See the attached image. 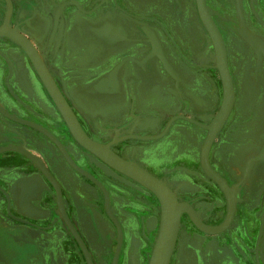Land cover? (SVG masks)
Instances as JSON below:
<instances>
[{"label": "flooded vegetation", "instance_id": "af4514ba", "mask_svg": "<svg viewBox=\"0 0 264 264\" xmlns=\"http://www.w3.org/2000/svg\"><path fill=\"white\" fill-rule=\"evenodd\" d=\"M154 2L161 6H156V12L165 6L186 26L180 41L197 53L195 60L182 54L184 48L177 45L176 36L166 31L170 37L166 42L159 31L148 28L154 37H148V51L92 75L85 70L90 62L74 70L75 58L59 51L64 39L74 41L72 31L66 33L62 7L45 18L38 5L31 9L18 0H0V264H150L156 244L151 237L156 234L157 238L162 218L158 197L146 186L150 179L168 188L178 206H190L205 226L225 223L226 195L203 165L208 128L223 105L221 79L218 102V91L212 89L215 104L208 97L202 103L189 91L180 94L196 110L204 111V121L180 111L159 133L139 135L128 127L121 129L120 124H105L99 117L109 104L127 106L128 88L137 97L126 113L132 126L138 108L149 107L157 89L169 97L172 92L150 81L152 62L161 65L163 79L158 71L154 73L164 86L180 79L189 90L198 78L190 66L204 67L213 61L217 67V53L203 27L197 0ZM216 4L226 9L223 22L206 0L225 43L234 101L213 138L208 161L231 191L237 183L238 192L229 226L212 234L216 243L211 261L264 264V55L255 46L256 42L264 46V0H216ZM154 41L160 44L165 63L157 56ZM174 52L183 56L182 63ZM128 70L129 85L123 79ZM90 76L95 79L90 81ZM46 81L55 86L54 95ZM202 175L225 198V215L215 225L205 223L176 193L178 187ZM190 223L201 230L187 212L182 214L169 264H201L199 253L188 243L200 242ZM227 237L231 238L227 242H257L254 261L239 258L235 251L230 259L226 257L228 249L220 248L218 242Z\"/></svg>", "mask_w": 264, "mask_h": 264}, {"label": "crops", "instance_id": "0c3cea01", "mask_svg": "<svg viewBox=\"0 0 264 264\" xmlns=\"http://www.w3.org/2000/svg\"><path fill=\"white\" fill-rule=\"evenodd\" d=\"M18 1L20 5L23 2V5L31 9L38 5L41 10L40 13L45 18L53 15L59 6L63 8L60 13L61 18L67 23L66 33L68 34L72 31L74 41L71 44L64 39L61 46H59V51L64 55L70 53L75 58L76 62L74 67H72L74 70H80L82 64L90 62L91 65L86 67L85 70L94 75L96 71L102 68L107 69L125 57H137L148 51L149 41L144 28L159 31L166 42H168L167 37L170 38L166 33L167 31L172 37L176 36L177 45L184 48L182 54L190 56L192 60H195L193 55L197 56L196 52H191L192 47L189 46V43L180 41V37L185 35L186 26L175 16L167 13L169 10L166 12L165 6L159 12H156V6H161L157 5L154 0H38V4L34 2L35 0ZM166 1L169 4L170 0ZM166 8L168 9V7ZM117 16H120L122 20H117ZM204 34L202 35L203 37H205ZM126 37L130 38L131 41L134 39V41L128 43L125 40ZM66 38H68L67 35ZM100 55H103V59L96 61ZM174 57L179 63L184 61L183 56L179 53L174 52ZM211 63L212 65L204 67L199 65V63H194L195 65L190 66L189 69L195 71L198 78L195 81L196 86L193 85L194 87L189 90L182 83L183 80L180 81V79L171 80L169 84L164 86L160 80L163 75V69L161 65L152 62L153 74L150 75V81L156 87L161 84L163 91L172 92L171 94H175V98H172L171 94L167 98L161 94V89H157L160 91L153 93L151 101L147 105L149 107L138 108L137 113L140 115L137 114L136 124L132 126L126 113L129 112V103L134 107L137 97L136 93L128 88L127 93L124 95L125 97L127 96L126 102L128 105L118 107L117 105L109 104L101 111L102 114L99 117L105 120V124H120L121 129L128 127L129 131L139 135H155L159 133L171 120L172 115H176L180 111L188 112L195 118L204 121L206 117L204 111L196 110L193 102L180 94L189 91V93H194V97L201 99L202 103L207 101V97L214 103L216 98L212 89L215 90L216 88L218 91V102L219 95L222 93L221 81L217 74L215 63L213 61ZM98 64L101 66H97ZM129 70L123 78L128 85L132 80ZM154 71H158L161 74V78L156 76ZM206 78L209 79L207 80ZM94 79L95 77L92 76L89 78L90 81ZM121 101H124V99H121ZM165 103L168 104L165 105ZM27 264L36 263L29 261Z\"/></svg>", "mask_w": 264, "mask_h": 264}, {"label": "water", "instance_id": "95a60500", "mask_svg": "<svg viewBox=\"0 0 264 264\" xmlns=\"http://www.w3.org/2000/svg\"><path fill=\"white\" fill-rule=\"evenodd\" d=\"M197 4L202 22L204 23L205 27L207 28L208 32L210 33L214 41L219 68L224 85V100H223L222 108L217 118L208 128L210 133L204 147L203 165L206 172L215 180V182L220 186L222 191L225 193L228 201V214L225 223L222 224L220 227L210 228L208 226H205L200 222L194 210L190 206L186 204H182L178 206L175 195L168 188H164V186L159 182H157L155 179H150L151 180L150 184L149 185L146 184V186H148L153 192H155L156 196L161 200L162 203V221L159 230V236L154 247L150 264H169L170 256L172 254V250L175 244V240L180 224V218L184 212H187L191 216L194 223L202 231L209 234H220L224 232V230H226V228L229 226L230 222L232 221V218L235 213V200L231 189L220 176H218L215 172L211 170L208 161V153L213 138L216 132L226 121L233 105L234 91L232 86V78L230 75V71L228 69L225 43L216 23L214 22L212 16L208 11V8L206 6V0H197ZM9 6H10V2H9ZM144 31L145 34L149 38L151 37L152 39L151 30H149L148 28H144ZM27 47L31 48L30 44L27 43ZM159 57L165 63L164 59L161 56ZM46 85L48 86L50 92L54 95V91H56V89L53 83L52 84L47 83L46 81Z\"/></svg>", "mask_w": 264, "mask_h": 264}, {"label": "rangeland", "instance_id": "374dc122", "mask_svg": "<svg viewBox=\"0 0 264 264\" xmlns=\"http://www.w3.org/2000/svg\"><path fill=\"white\" fill-rule=\"evenodd\" d=\"M210 3V10L213 13V15L221 22L226 20L225 15L226 9L221 8L220 6H217L216 0H209ZM240 6L241 1H240ZM226 29H224L225 31ZM228 35V32H226ZM229 36V35H228ZM192 181L190 183H186L182 185L180 188H177L176 193L180 196L181 201L190 203L196 211L201 215L202 219L205 221V223L209 225H215L223 220V217L226 212V202L225 198L220 190V188L217 187V185L213 182H209L206 180L203 175L197 176V178L191 179ZM235 191L238 192V185L237 183L234 185L232 184ZM260 207V206H258ZM256 207V210L257 208ZM260 209V208H258ZM255 220L257 219V216L255 215ZM258 221V220H257ZM191 230H195V235L200 242H197L198 247L195 245H191L190 242L189 245L192 248H195L196 252H198L200 258L201 264H212V247L214 245V242L216 240V237L212 234H207L199 229H197L192 223H190ZM156 234H154L151 238L152 240H155ZM231 238H223L222 242H218L220 245V248H227L228 252H225L226 257L229 256V259L232 256V251L234 252V255H237L239 258L243 257L244 259H252L254 261V247L257 242H227L230 241ZM236 245V248L235 246ZM264 246V242H263ZM240 247V248H239ZM205 250V251H204ZM201 251H204V253L201 256ZM238 259V258H237ZM253 264H255L253 262Z\"/></svg>", "mask_w": 264, "mask_h": 264}, {"label": "bare ground", "instance_id": "6f19581e", "mask_svg": "<svg viewBox=\"0 0 264 264\" xmlns=\"http://www.w3.org/2000/svg\"><path fill=\"white\" fill-rule=\"evenodd\" d=\"M197 8H198V6H197ZM198 12H199V11H198ZM199 16H200V14H199ZM200 19H201V16H200ZM201 20H202V19H201ZM202 24H203V27L205 28L207 34L209 35V37H210V39H211L212 45H213L214 50H215V53H216V48H215L214 41H213V39H212L210 33L208 32V30H207V28L205 27V25H204L203 22H202ZM151 35H152V33H151ZM152 38L154 39L153 35H152ZM255 46H256V48H257L259 54H263V55H264V46H263V44L256 42ZM154 47L159 49V51H158V55L161 56V57L163 58V54H162V52L160 51V44L157 43L156 41H154ZM163 59H164V58H163ZM216 62H217V69H218V72H219V76H220V79H221V81H222L223 95H224L223 79H222V75H221V72H220V68H219V63H218V59H217V57H216ZM167 66H168V65H167ZM232 191H233V193H234V197H235V200H236V199H237L236 191H235V190H232ZM158 200H159L160 205H161V208H162L161 200H160L159 198H158ZM161 221H162V218H161ZM158 236H159V232H158V235H157L156 241H157V239H158Z\"/></svg>", "mask_w": 264, "mask_h": 264}]
</instances>
